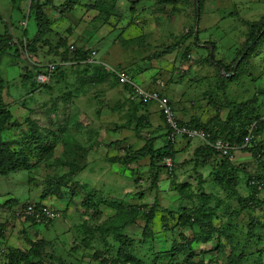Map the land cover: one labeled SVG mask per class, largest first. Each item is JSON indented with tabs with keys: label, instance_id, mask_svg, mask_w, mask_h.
I'll use <instances>...</instances> for the list:
<instances>
[{
	"label": "rangeland",
	"instance_id": "1",
	"mask_svg": "<svg viewBox=\"0 0 264 264\" xmlns=\"http://www.w3.org/2000/svg\"><path fill=\"white\" fill-rule=\"evenodd\" d=\"M12 1L0 0L4 19L9 14L20 18L12 10ZM136 3L26 0L20 26L16 23L20 37L0 58L3 100L13 118V126L2 137L4 145L30 162L28 168L0 177V264H7L12 251L27 253L32 243L42 250L41 264H104L124 253L128 264H172L174 239L191 238L198 231L188 223L185 226L182 216L201 209L213 216L217 227L227 222L232 226L208 245H193L198 252L209 254L206 262L203 254L196 256V263L234 264L245 249L251 256L241 264H264V215L258 212V226L250 227L255 218L241 211L232 195L228 198L222 190L237 176L239 193L248 195L250 176L262 175L252 154L238 146L225 171L216 175L222 161L215 155L201 158L196 154L205 141L180 138L171 147L166 145L163 122L142 120L141 108L145 107L132 101V90L116 75L126 71L142 86L164 84L163 91L180 121L198 119L212 129L221 124L224 137L231 132L242 135L255 119L264 125V0ZM36 13L46 31L37 51L27 55L20 44L35 40ZM27 14L25 31L22 22ZM5 30L1 19L0 35ZM253 40L260 41L256 49ZM71 45L95 52L93 67L75 71L52 67L53 79L44 86L42 66L55 64L60 60L56 55ZM248 47L254 52L242 62ZM168 50L169 54L159 56ZM239 65L240 79L229 81ZM56 79L64 84H57ZM52 88L53 92L48 91ZM79 115L92 124L81 127ZM137 124L141 130H134ZM154 139L150 153L149 143ZM257 140L264 147V130ZM89 144L93 149L87 148ZM134 149L144 151L147 158L132 164L126 161L128 151ZM163 152L174 157L173 175L164 167L150 170L152 158ZM73 172L76 175L70 181L66 174ZM63 176L68 182L63 199L43 198L48 182ZM88 198L100 202L98 212L84 207ZM32 203L48 205L59 218L40 227L16 216ZM133 209L141 210L129 214ZM152 210V235L145 238L147 222L140 211L149 214ZM127 220L132 223L120 228ZM110 227L112 233L107 230ZM117 235L132 246L125 247ZM40 258L33 259V264H39Z\"/></svg>",
	"mask_w": 264,
	"mask_h": 264
},
{
	"label": "trees",
	"instance_id": "2",
	"mask_svg": "<svg viewBox=\"0 0 264 264\" xmlns=\"http://www.w3.org/2000/svg\"><path fill=\"white\" fill-rule=\"evenodd\" d=\"M136 2H137V0H132L133 4ZM38 4H39V1H36L35 2L36 9H39ZM137 4L138 3H136L135 5H137ZM34 16H35V20H36V25H37V30H38L37 33L38 34L36 35L35 40H32V43L30 42V43H28V45H26L28 47V50L31 53H35V51H37L38 41L40 40V38L44 35V32L46 31L43 27L41 16L38 15V13H36V15H34ZM0 20H1V16H0ZM5 29H6L5 33L0 35V58L5 56L6 55L5 53L9 49H11V47H12V39L13 38L11 37V35L8 31L9 27H6ZM259 43H260V41L257 42L256 40H253L252 41V47L256 49L258 47ZM73 47L75 48L74 51H71L69 49V50H66L64 52L58 53L60 55H56V56L60 57V60L55 62V64L57 65L56 69L58 70L61 67H65L67 69H71V70L75 71L79 68H84L87 66L90 67L91 65H92L91 67H93L94 63H88L87 62L89 57L92 58L91 53L93 51L80 49V47L78 48L76 45H74ZM67 49H68V47H67ZM253 52L254 51H252V49L250 50V48L248 47L247 53L244 55L242 62H245L250 56H252ZM169 53L170 52L168 50L159 56L162 57V55H166ZM71 54H72V56H71ZM93 59H94V57H93ZM89 67H87V68H89ZM240 69H241V66L239 65L238 70L236 72V76L231 77L229 79V81L234 82V81H237L240 79V72H239ZM4 84L5 83H4L3 79H1L0 80V177L9 176V175L17 172L18 170H23V169L28 168L30 165V162L26 156L20 155V153L12 151L4 145V141L2 138L3 134L6 131H9L11 129V127L13 126V118L11 116V113L8 111L7 106L5 105L4 100H3ZM48 91H51V89H49ZM165 94H166V92H165ZM169 101H170V99H169ZM136 105H138L139 107H141V106H143L145 108L147 107V105L138 104V103H136ZM154 105H156V104H154ZM170 105L173 109L171 101H170ZM242 105L243 104H241L240 107H242ZM156 107H157V105H156ZM143 110H144V108H143ZM173 111H174V109H173ZM141 116H142L141 119L144 121H147V120L149 121V119H150L148 116H145L142 114H141ZM160 118L164 124V127L167 129L166 120H165L162 113H160ZM256 120L257 119L252 120L246 125V128H245L242 135L236 136L235 133L231 132L229 134V137H224L223 134H221V132L223 130L222 128L224 126L221 124H215L213 129H212L208 126H204V125L200 124L198 119H193L190 121V123H183L182 121H180L177 118V121H178L180 126H186L188 128L197 129V130H201V131L204 130V132L209 135L208 140L211 143H215L216 140H218V139H223L225 142H229L231 146H235L236 148L234 150H239L238 148L242 147L243 150L252 154L253 160L258 165L257 171H258V173H261L262 175L258 176L256 174H254V175L250 176V178L248 179L249 182L246 185V187H247L246 190L248 191L247 192L248 195L244 196V195L239 193L238 187L240 186L239 185L240 180L237 176L232 183L228 182L227 189H225V187H224V189H222L225 192V194L228 196V198H230V196L232 195V198L235 199V201H236L237 205L240 207L241 211H244V210L248 211V213H250V215H252L253 218H255V219H253L255 223L251 224L250 227L258 226L257 225L259 223V220L257 218L259 216L258 212H260L264 215V200L261 199V196L264 194V188L260 190L257 186L252 184L253 181H260V182L264 183V147H261L258 140H257L258 134H261V131L264 130V125H261V124L258 125V130L254 134L255 138L251 143L252 144L251 147L244 148L245 138L248 136L247 129L252 123L259 122V120H257V121ZM29 124L31 126L35 125V123L32 124L31 121H29ZM202 128H204V129H202ZM135 129L140 130L141 129L140 125L137 124ZM214 130H216V131L214 132ZM164 138L167 141L166 145L171 147L172 144L168 141V131L164 134ZM154 142H155V139L149 143L148 149H149L150 153H152V151H153ZM117 144H119V143H117ZM120 145L122 147V143H120ZM130 149H132V148H130ZM234 150L231 151L230 156L220 157L219 152H217L214 148H212V146H208L205 143L204 146H202L200 149H198V152L196 154H197V156H199L201 158L208 156V155H215L216 157H218L217 159L219 161H222V165H221L220 169H218L216 172V175H219L222 171H225V168L228 167L227 163H230L231 156L233 157V155H234L233 154ZM128 152L129 153H127L126 150L123 151L124 154L127 153L126 161H129V163H131V164L134 162H139L141 160H144L148 156V154L144 153V151L143 152L140 151L141 153L140 152L137 153L135 150L128 151ZM131 155H134V156H131ZM165 157H169L174 161V157L171 155V153H167V154L165 153L164 154V152H163L162 154H156V157L152 158L150 170L151 169L153 170L155 168L154 166H156L157 170H159L161 167L160 164L164 160ZM199 161L204 162V160H199ZM174 165H175V167H174L171 175L175 174V168H176V162L175 161H174ZM197 166H198V164H197ZM80 171L81 170H79L78 172H80ZM70 172H71V170H70ZM75 175H76V172L66 174V176H68V177L71 176L69 178L70 181L72 180V177L74 178ZM66 176H63L60 178L55 177L50 182H48L47 191H46L45 195L43 196V198H47L50 196H56L59 199H63L64 193L62 190L68 184ZM157 176L158 175H156L155 178H158ZM217 178H218V176H217ZM219 178H220L219 181L221 182L222 181L221 177L219 176ZM205 199H206V197H205ZM12 203H14V205H16L15 201H12ZM37 204H41V203H37ZM99 204H100V202L99 203H92L90 198H88L84 201V207H87V208L92 207V209L97 211V212L100 209ZM120 209H121V211L124 210L122 207H120ZM139 210H141V209H133L132 212H131V210H129L130 211L129 214H131V213L133 214L134 212H137ZM155 210H156V207H155ZM142 212L143 211H140V213L143 214L142 215L143 219H145L147 222V226L144 229V235L146 238V237H149L152 235L150 226H151L152 220L154 219V211L152 210L151 212H149V214H145ZM170 215L173 216V213H171ZM182 218L184 219V221H186L185 226L188 223L193 228H197L198 231L191 238H189L187 235H181L179 237L180 238L179 241H177L179 238L174 239L172 250H171L172 264H200V263H196L194 261V259L196 258V256H199L201 254H203L202 256L204 258V262H206V259L209 255L208 252L207 251L205 253H203V251L198 252L196 247H195V249L193 248V245H200V246H198L199 248L202 246L208 245L209 243H211V241L213 240L215 235L222 237L223 235L226 234L225 233L226 229L232 226L231 223L227 222V225L221 223L220 226L217 227L212 220L213 216H210L209 214L207 216L202 209L199 210L198 212H196V214L186 213V214H184V216H182ZM211 221H212V223H211ZM130 223H132L131 220L129 221V223L127 220V222H125V224H122V226H120V228L124 229V227L129 225ZM179 224L180 223H178V225ZM107 230L109 232L113 231V229L111 227L108 228ZM250 234H251V236H253L251 233V230H250ZM253 234H254V232H253ZM228 239H229V237H228ZM116 240H118L121 243L123 242L125 247H128L129 245H130V247L132 246V242L130 241V243H129V241L127 239H122V236L117 235ZM248 244L249 243L246 241L245 246H247ZM130 247L128 249H130ZM41 254H42V250L39 247V245L36 243H32V249L30 251H28L27 253H22L20 251H12L11 253H9L7 255L8 256L7 257V260H8L7 264H33V262H34L33 259L40 258ZM97 256H99V255H97ZM249 256H251V255H248L246 253L245 249H243V252L241 253L240 257L237 259V262L234 264H241V262H243ZM41 259L42 258H40L38 261L39 264H41ZM128 262L129 261L127 260V256L124 253V254L119 255V259H117V258L110 259V263L104 261V264H128Z\"/></svg>",
	"mask_w": 264,
	"mask_h": 264
},
{
	"label": "built area",
	"instance_id": "3",
	"mask_svg": "<svg viewBox=\"0 0 264 264\" xmlns=\"http://www.w3.org/2000/svg\"><path fill=\"white\" fill-rule=\"evenodd\" d=\"M23 25L26 26V23ZM71 50H74V47H71ZM91 55L93 57L96 55V53L92 52ZM87 62H93V59L90 58ZM116 75L123 85L129 87L132 90V101L143 105H149L153 103L157 105V109L163 114L166 120L168 141L172 145H174L180 138L200 139L205 141L208 146H212V148L219 152L220 157L230 156L231 151L236 148L235 146H231L229 142H225L223 139H218L215 143H211L208 140L209 135L204 131L191 129L186 126H180L177 121L176 114L170 105L169 98L164 94V84H159L158 88L156 89H145L137 84L125 71L117 72ZM259 123L260 122H254L248 127V136L245 138L244 148L251 147V143L255 138L254 134L258 130ZM231 158L233 157L231 156ZM160 166L164 167L168 174H171L175 167L174 161L169 157H165ZM252 184L257 186L260 190L264 188L263 182L253 181ZM16 216H22V219H30L35 224H39L41 226L48 225L52 221H55L59 218V214L57 212L53 211L48 205L43 203L29 204L24 209V211H22V213H17Z\"/></svg>",
	"mask_w": 264,
	"mask_h": 264
},
{
	"label": "crops",
	"instance_id": "4",
	"mask_svg": "<svg viewBox=\"0 0 264 264\" xmlns=\"http://www.w3.org/2000/svg\"><path fill=\"white\" fill-rule=\"evenodd\" d=\"M13 2V5H14V7L12 8V10L13 11H15V12H17L16 14L18 15V16H20V18H21V16L25 13V12H23V11H25V9H24V6L26 5V0H13L12 1ZM20 4V5H19ZM22 14V15H21ZM0 16H1V19H2V23H3V26H4V28H6V27H9V33H10V35H12V36H15V37H20V29L18 28H16V23L17 22H20L21 21V19L19 18V19H13V15L12 14H9V15H6V17H7V19H4V16L0 13ZM18 37V38H19ZM56 82H57V84L58 83H60V84H64V82L63 81H61V80H57L56 79ZM158 83H161L160 81L158 82ZM147 85V83H144V87L145 88H147V89H156V88H154L155 87V85L154 86H152V87H148V86H146ZM51 92H53V88H52V90H51ZM141 109H143V108H141ZM159 112H158V109H157V107H156V105H154V104H151V105H148L146 108H144V110L143 111H141V114L142 115H145V116H148V117H150V119L149 120H152V122L154 123V124H156L157 122H160V121H162L161 119H160V117H158V114ZM76 114H77V112L76 111H73V115H75L76 116ZM97 116H99L98 114H96ZM159 115H160V113H159ZM78 120H79V122L80 123H83L84 125L83 126H81V127H84V126H86L87 128L92 124V121L91 120H89L88 119V117H85V116H83V115H79L78 116ZM54 123L55 124H58V120L57 119H54ZM162 125H163V123H162ZM161 127H163V126H161ZM165 128V127H164ZM134 130H135V128H134ZM141 130V129H140ZM117 143H119V142H115L114 144H116V145H119V144H117ZM121 143V142H120ZM97 144V143H96ZM123 144V143H122ZM87 146V148L89 149L90 148V144L89 145H86ZM90 149H93V147H91ZM135 150V149H134ZM182 151V150H181ZM87 153H88V151H87ZM85 170V169H84ZM82 171L83 170H81L79 173H82ZM79 175V174H78ZM77 175V176H78ZM76 176V177H77ZM40 227H43V226H40ZM48 227V226H47ZM46 228V227H45Z\"/></svg>",
	"mask_w": 264,
	"mask_h": 264
},
{
	"label": "clouds",
	"instance_id": "5",
	"mask_svg": "<svg viewBox=\"0 0 264 264\" xmlns=\"http://www.w3.org/2000/svg\"><path fill=\"white\" fill-rule=\"evenodd\" d=\"M30 9V8H29ZM30 13V10L28 11V14ZM27 14V18H26V20L24 21V22H22V27H23V29L25 30V31H27V28H26V26H24L23 24L24 23H28V21H29V15ZM20 24H21V21L19 22V26H20ZM11 37L13 38L12 39V45H14V44H16L17 43V41H16V37L15 36H12L11 35ZM22 41V43L20 44V46H21V48L22 49H24V51H25V53H27V55H28V53H30V51L28 50V47L26 46L27 45V41L25 40H21ZM74 45H71L70 46V50H71V47H73ZM20 51H21V49H19ZM74 50H75V48H74ZM74 50H71V51H74ZM19 51V52H20ZM21 53V52H20ZM92 54V53H91ZM91 57H89L88 59H90ZM92 59H93V57H92ZM88 63H94V61L93 62H88ZM47 65V64H46ZM57 65L56 64H53V65H47V66H42V69H43V73L41 72L40 73V78L42 79V81L44 82V86L45 85H48L49 84V81L51 80V79H53V74H52V71H51V68L52 67H56ZM58 68V67H57ZM120 72H122V71H120ZM126 72V71H125ZM132 78V77H131ZM119 80V79H118ZM141 87H143V88H145L144 86H142V85H140ZM127 87V86H126ZM145 89H147V88H145ZM164 94H165V91H164ZM166 95V94H165ZM167 96V95H166ZM137 103V102H136ZM149 105H151V104H149ZM148 106V105H147ZM158 112H159V110H158Z\"/></svg>",
	"mask_w": 264,
	"mask_h": 264
}]
</instances>
